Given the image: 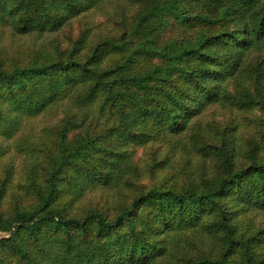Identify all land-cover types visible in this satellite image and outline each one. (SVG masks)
Masks as SVG:
<instances>
[{"label": "trees", "instance_id": "obj_1", "mask_svg": "<svg viewBox=\"0 0 264 264\" xmlns=\"http://www.w3.org/2000/svg\"><path fill=\"white\" fill-rule=\"evenodd\" d=\"M6 31L58 35L31 64L0 45V160L15 137L32 154L0 175V264H264V129L240 143L201 119L264 111V0H0ZM65 99L40 143L23 134Z\"/></svg>", "mask_w": 264, "mask_h": 264}, {"label": "rangeland", "instance_id": "obj_2", "mask_svg": "<svg viewBox=\"0 0 264 264\" xmlns=\"http://www.w3.org/2000/svg\"><path fill=\"white\" fill-rule=\"evenodd\" d=\"M107 7L108 10L110 11L114 10L113 5H108ZM104 9L105 8L98 9L88 14L85 22L91 24L95 22H99L100 23L99 26H102L105 23ZM78 26H79L78 22L76 21L73 22L71 29H68L66 31V34H70L71 36L77 35L79 33ZM66 34L63 33L61 35V38L64 40L63 45H67L68 43ZM57 35L58 34H55L54 32H48L45 33L43 36L29 35L24 37H13L11 36V32L6 31L3 37L0 38V45L13 46L17 51L24 49L25 52L22 54V58L28 60V63L31 64L34 62V59H38L39 62H42V59L39 53L37 52L43 50L45 47L49 48L51 43L54 42V38ZM35 48H36L35 52L32 53L33 49ZM255 53L256 54L259 53L260 56L264 58V51H259V52L256 51V52H252V55H250L251 59H256L255 57H253L254 56L253 54ZM255 65L256 63H254V66ZM231 85L230 87H232ZM248 85H250L249 81H248ZM70 104H71L70 100L65 99L64 102L51 107L45 113H42L37 117L30 119L27 123V126L24 130L25 132L23 134L24 135L29 134V136H31L30 138L31 141L33 142L38 141V143H40L42 141V138H46L48 136L49 129L51 128V126H53L60 119L63 118L64 115L63 111L68 110L66 109V107H69ZM211 118L216 120L217 125L220 127L216 130L218 132H221L222 128L226 124L233 122V125L237 127L235 136L236 135L238 136V142L242 140V135L246 136L248 139L252 138L257 141H261L262 139L260 131L264 129V111L259 107L255 106L253 108L240 110L237 107L230 106L227 104L213 105L204 112L201 119L203 123H206ZM246 137H244V139ZM220 138H221L220 134L218 133L217 139ZM16 139L17 137L9 141L12 144V146L11 148H9V152L2 158V160H0V175L3 174L4 168L7 163L14 164L15 181H18L23 177L24 171L27 167L26 164L30 162V156H32V154H24L17 152L16 144L22 138L19 140ZM244 139L240 143H243ZM166 150H169L166 147V145L161 144L160 142H155L147 146L136 147L134 153L137 162L141 166L145 167L149 163L148 161L150 160V158H153V155L164 153L166 152ZM165 174L160 173L158 180L163 178ZM144 181L146 182L149 181L148 175H146ZM100 195H101L100 191H95V192L93 191L90 192V194H88V198L93 197L94 200H97L100 197ZM13 202H15V200ZM252 215L256 222L261 223L262 221H264V212L256 211L254 214L252 213ZM5 235L7 234L0 232V239L6 237Z\"/></svg>", "mask_w": 264, "mask_h": 264}]
</instances>
